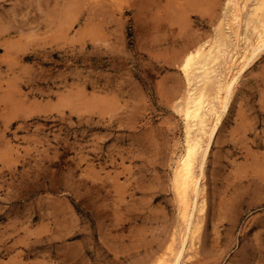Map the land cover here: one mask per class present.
Wrapping results in <instances>:
<instances>
[{"label":"rangeland","instance_id":"rangeland-1","mask_svg":"<svg viewBox=\"0 0 264 264\" xmlns=\"http://www.w3.org/2000/svg\"><path fill=\"white\" fill-rule=\"evenodd\" d=\"M225 3L0 0V264H153L181 226V56L215 36ZM204 168L181 264H264V50Z\"/></svg>","mask_w":264,"mask_h":264},{"label":"bare ground","instance_id":"bare-ground-1","mask_svg":"<svg viewBox=\"0 0 264 264\" xmlns=\"http://www.w3.org/2000/svg\"><path fill=\"white\" fill-rule=\"evenodd\" d=\"M225 5L215 36L196 42L181 56L186 89L176 111L184 141L172 182L181 226L153 264H181L194 256L207 210L204 165L210 144L242 72L264 50V0H226ZM231 34L234 47L228 43Z\"/></svg>","mask_w":264,"mask_h":264}]
</instances>
